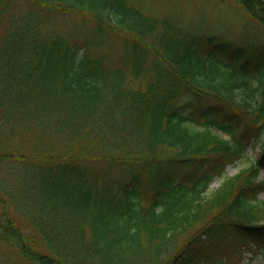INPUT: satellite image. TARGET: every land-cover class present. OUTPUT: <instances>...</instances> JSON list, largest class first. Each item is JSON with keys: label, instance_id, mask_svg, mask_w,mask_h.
Wrapping results in <instances>:
<instances>
[{"label": "trees", "instance_id": "16d2710c", "mask_svg": "<svg viewBox=\"0 0 264 264\" xmlns=\"http://www.w3.org/2000/svg\"><path fill=\"white\" fill-rule=\"evenodd\" d=\"M226 1L263 32L189 35L131 0H0L1 242L36 264L264 254V0ZM114 41L125 66L90 56Z\"/></svg>", "mask_w": 264, "mask_h": 264}, {"label": "rangeland", "instance_id": "374dc122", "mask_svg": "<svg viewBox=\"0 0 264 264\" xmlns=\"http://www.w3.org/2000/svg\"><path fill=\"white\" fill-rule=\"evenodd\" d=\"M131 4L144 14L161 17L167 16L175 21L181 32L186 34H195L198 30L200 35L205 33H214L220 38L239 44L245 41L247 34L257 35L263 32L261 28L249 19L241 9L233 3L226 0H131ZM72 23L78 25L93 24L88 16L74 15L71 18ZM85 22V23H84ZM203 38V37H202ZM248 48H253V44H248ZM121 41H114L112 45L105 46L102 49H90L92 58H103V64L109 68L123 67L124 60L120 53ZM209 98L204 96L199 101H194L196 105L209 103ZM264 141V134L261 138ZM260 144L248 147L246 151L247 159H243L235 165L226 167V175L231 177L239 171L250 166L251 161L256 160L261 154ZM260 178H264V170L260 172ZM220 184V178H214L210 184V189H216ZM259 199L264 201V192ZM212 215L208 216L203 222L194 225L184 234L177 237L176 248L185 245L188 240L199 232ZM256 250V246H253ZM263 251V250H261ZM0 264H36L26 261L15 248L10 247L0 241ZM236 264H264V254L261 252L244 251L243 258Z\"/></svg>", "mask_w": 264, "mask_h": 264}, {"label": "clouds", "instance_id": "9594fccd", "mask_svg": "<svg viewBox=\"0 0 264 264\" xmlns=\"http://www.w3.org/2000/svg\"><path fill=\"white\" fill-rule=\"evenodd\" d=\"M248 170H250V169H242V171H248ZM229 179H230L229 176H227L226 174L222 173L221 174V178H220L221 187L223 186L224 183H227ZM254 179H256V178H254ZM248 203L251 204V205H254L255 201H248Z\"/></svg>", "mask_w": 264, "mask_h": 264}]
</instances>
